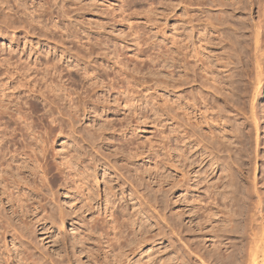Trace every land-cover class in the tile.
Listing matches in <instances>:
<instances>
[{
    "label": "rangeland",
    "instance_id": "obj_1",
    "mask_svg": "<svg viewBox=\"0 0 264 264\" xmlns=\"http://www.w3.org/2000/svg\"><path fill=\"white\" fill-rule=\"evenodd\" d=\"M18 2L0 4V264H264V0Z\"/></svg>",
    "mask_w": 264,
    "mask_h": 264
},
{
    "label": "bare ground",
    "instance_id": "obj_2",
    "mask_svg": "<svg viewBox=\"0 0 264 264\" xmlns=\"http://www.w3.org/2000/svg\"><path fill=\"white\" fill-rule=\"evenodd\" d=\"M18 1L19 0H1L0 4H2V3H6V4L9 3L10 4V2H13L15 4H18L19 3ZM13 5H12V7H13ZM263 39H264V24L263 25L259 24V26H257V28L255 29V49L256 50L259 49V44L260 43H263ZM260 63H261L260 60L259 59H256V63H255L256 77L254 79V89H253L252 100H251L250 109H249L250 110V115L249 116L251 118V122L253 123V127H254V130H255V149H256V151H255V157L256 158H258V156H259L258 155V149H259V146H260V143H259L260 140H259L258 132L261 130L260 129V124H262V119H264L262 113H261L262 117H260L259 116V113H257L256 104L254 103L255 99H257V97L260 95L259 86L261 84L264 85V83H262V81H263L262 80V77H261V75H262V69H261ZM59 89H60V87H59ZM46 90H47V86H46ZM52 90L49 88L48 89V92H52ZM33 92H35V91H33ZM37 93H38L39 96H41V93H39V92H37ZM253 186H254V193L256 194V202H257L256 204H257V206H260L261 201L263 200V198L257 193V187H255V185H253ZM258 210H260V209H258ZM259 212H257V213H259ZM258 216H261V215H258ZM263 218H264V216H263ZM260 220H261V217H260ZM258 221H259V219H258ZM261 221H259V223ZM261 229L263 230L262 226H261ZM250 256H251V253H250ZM252 261L254 262L255 259L253 258Z\"/></svg>",
    "mask_w": 264,
    "mask_h": 264
}]
</instances>
